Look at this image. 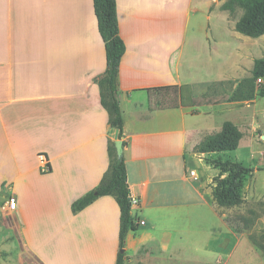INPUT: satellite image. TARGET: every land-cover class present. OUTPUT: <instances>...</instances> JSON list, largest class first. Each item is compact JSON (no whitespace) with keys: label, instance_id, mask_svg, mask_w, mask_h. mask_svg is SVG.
<instances>
[{"label":"crops","instance_id":"crops-1","mask_svg":"<svg viewBox=\"0 0 264 264\" xmlns=\"http://www.w3.org/2000/svg\"><path fill=\"white\" fill-rule=\"evenodd\" d=\"M116 3L125 43L117 99L127 184L137 199L132 214L144 221L138 227H183V220L201 227V213L218 214L212 186L196 184L198 176L185 173L192 159L204 161L194 147L214 130V118L224 107L203 99L205 91L201 104L183 106L172 87L190 85L198 100L199 84L244 77L237 65L217 66L212 55L213 47L224 58L235 55L236 38L242 36L225 31L222 24L214 31L211 6H220L221 0H202L206 11L201 18L187 12L178 31L174 0ZM105 69L93 0H0V219H7L12 232L19 230L25 245V233L37 235L36 227L53 228L55 248L65 249L78 227L95 232L97 239L108 227L116 233L119 229L120 209L113 195L101 196L76 213L71 208L110 166L116 128L101 101L98 80ZM40 154L46 156L49 171L41 170ZM182 168L183 175L177 176ZM9 197L17 202L13 210L7 207ZM219 218L227 227L220 246L230 253L241 239ZM128 236L122 249L125 262L131 259ZM88 247L81 250L83 255ZM94 249L98 253L103 247ZM97 253L89 263L102 262L105 257L98 259ZM137 254L136 259L151 258L150 264L159 260L150 247ZM110 255L113 262L115 251Z\"/></svg>","mask_w":264,"mask_h":264},{"label":"rangeland","instance_id":"rangeland-1","mask_svg":"<svg viewBox=\"0 0 264 264\" xmlns=\"http://www.w3.org/2000/svg\"><path fill=\"white\" fill-rule=\"evenodd\" d=\"M221 1L223 3L225 0ZM201 2L202 0H174V13L177 16L175 30L182 28L181 24L183 25L187 12L193 17L197 15L201 18V13L206 11ZM221 5L213 3L211 6V10L215 11L211 12V24L215 28L214 31L216 27L221 26L220 24L225 26L224 30L227 32L236 31L235 23L243 10L241 8H236L232 12L222 10ZM194 10L197 11L194 12ZM189 30L192 31V29ZM198 31L201 32V29ZM237 33L245 37L236 38L238 53L230 57L226 55L225 60L222 51L213 47L212 55L217 66L226 63L227 67L234 68L237 65L238 75H245L239 79L241 80L251 76L254 60L264 57V35L253 38L238 31ZM239 80H221L223 84H218L211 90L210 98L215 101L219 99L218 101L224 107L223 112L215 116V122L211 125L214 130L211 133L221 129L218 126L220 122L223 124L225 121H231L240 129L242 138L236 150L208 155V157L213 159L220 155L222 160H227L230 164L240 163L253 169L252 173L245 178L241 188L242 202L233 207H222L215 202L218 214L209 211L204 215L201 213V227H197L198 224L194 221L183 220V227H149L148 223L146 227H138L136 231H130L126 241L128 248L126 254L131 259L125 264H150L152 259L146 256L142 255L139 257L140 260L136 259L137 251L141 249L142 252L147 247L153 248L158 253L159 260L156 264H264V97L257 96L250 101L222 100L232 94ZM257 82L260 83L258 79ZM261 83H264V79ZM205 87L206 84H199L196 88L200 95L197 100L200 104L201 92L206 91ZM184 95L187 98L186 91ZM205 163V160L192 159V164L185 174L189 176L190 170L193 169L196 171V177L198 176L195 178L196 184L208 182L212 185L213 178L219 173L220 168H214ZM183 173L182 168L177 172V176ZM212 174H214L213 177ZM226 176L227 173H223L220 179ZM191 190L193 191V188ZM196 209L199 211L198 208ZM195 215L200 216V214ZM220 216L226 223V219H229L230 224L239 228L235 232L227 223L228 228L237 233L241 239L237 248L230 253L221 249V241L227 234V227L221 222ZM143 218L146 220L145 217ZM7 225L6 218L0 219V264H91L89 261L94 259L97 253L95 249L93 250L95 246L103 247V250L97 253L100 256L98 259L105 257V249L106 252L109 251L108 257L101 259L100 264H115L119 250L124 249V247L119 248V229L116 233L115 227H108L100 235L98 234V239L95 232L78 227V234L73 236L70 245L65 249L64 247L55 248L56 239L52 234L54 229L51 227H45V229L36 227L37 235H33L34 232L30 233V231L25 233L26 236L29 235V244L25 245L19 230L12 232ZM115 243H117L116 246ZM86 246L89 247L86 249V255H83V248ZM114 251L115 258L112 262L110 254Z\"/></svg>","mask_w":264,"mask_h":264},{"label":"trees","instance_id":"trees-1","mask_svg":"<svg viewBox=\"0 0 264 264\" xmlns=\"http://www.w3.org/2000/svg\"><path fill=\"white\" fill-rule=\"evenodd\" d=\"M236 8L243 10L242 15L235 23V30L253 38L264 35V0H225L222 10L235 11ZM93 10L96 17L97 29L103 40L106 54V69L103 76L98 80L101 88V101L109 113V122L113 128L119 130V138L123 136V117L119 101L117 99V77L120 61L125 53V43L120 35L117 17L116 0H93ZM264 79V57L254 60L251 76L239 80L235 89L224 101H250L257 96L264 97V83H258L257 79ZM223 82L210 83L206 86L203 98L213 101L211 90L216 85ZM175 95L180 99L183 106H193L198 103L193 98L190 85L172 87ZM177 91V92H176ZM187 98H185V93ZM219 100V99H218ZM214 100V102H219ZM242 133L238 126L231 121H225L221 129L207 134L195 147V152L204 154V160L214 168H220L219 173L213 178L212 195L219 206L233 207L242 202L240 195L245 178L252 173V168H247L240 163L230 164L227 160H222L220 155L210 158L208 155L219 154L227 151H234L239 145ZM110 166L101 182L90 191L73 201L71 208L74 213L83 210L93 203L97 198L105 195H113L120 209L119 225V248L124 247L127 234L138 229L136 217L132 214L131 195L127 184V170L123 157L116 155V150L112 144L110 147ZM223 173L227 176L220 179ZM233 231H238L226 219ZM125 253L119 250L115 264H124Z\"/></svg>","mask_w":264,"mask_h":264},{"label":"built area","instance_id":"built-area-1","mask_svg":"<svg viewBox=\"0 0 264 264\" xmlns=\"http://www.w3.org/2000/svg\"><path fill=\"white\" fill-rule=\"evenodd\" d=\"M258 80L261 82L262 78H258ZM38 158H39V161H40L41 170L43 172L49 171L50 167H49V163H48V160H47L46 156L43 155V154H40L38 156ZM190 175L191 176H196V171L192 170L190 172ZM135 204H137V199L134 198V197H131V206L135 205ZM16 206H17L16 200L13 197H9L8 200H7L8 209L13 210V209L16 208ZM137 222H138V224H144V221L138 220Z\"/></svg>","mask_w":264,"mask_h":264},{"label":"water","instance_id":"water-1","mask_svg":"<svg viewBox=\"0 0 264 264\" xmlns=\"http://www.w3.org/2000/svg\"><path fill=\"white\" fill-rule=\"evenodd\" d=\"M118 136H119V130L116 129L115 130V141H114L116 155L118 157H122V155H123V142H122V139L119 138Z\"/></svg>","mask_w":264,"mask_h":264}]
</instances>
